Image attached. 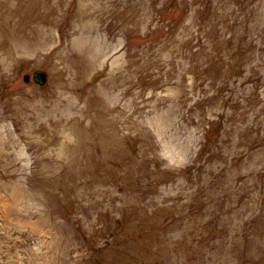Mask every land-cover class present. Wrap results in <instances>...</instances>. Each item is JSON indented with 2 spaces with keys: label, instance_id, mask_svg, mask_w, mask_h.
<instances>
[{
  "label": "rangeland",
  "instance_id": "374dc122",
  "mask_svg": "<svg viewBox=\"0 0 264 264\" xmlns=\"http://www.w3.org/2000/svg\"><path fill=\"white\" fill-rule=\"evenodd\" d=\"M0 44V264H264V0H0Z\"/></svg>",
  "mask_w": 264,
  "mask_h": 264
},
{
  "label": "water",
  "instance_id": "95a60500",
  "mask_svg": "<svg viewBox=\"0 0 264 264\" xmlns=\"http://www.w3.org/2000/svg\"><path fill=\"white\" fill-rule=\"evenodd\" d=\"M25 79H26V81H28L29 77H26ZM34 79H35V81H37L41 84H44L47 80V74L45 72L37 71L34 74Z\"/></svg>",
  "mask_w": 264,
  "mask_h": 264
},
{
  "label": "bare ground",
  "instance_id": "6f19581e",
  "mask_svg": "<svg viewBox=\"0 0 264 264\" xmlns=\"http://www.w3.org/2000/svg\"><path fill=\"white\" fill-rule=\"evenodd\" d=\"M4 51V54L6 55L8 52L4 49V46L0 44V54L1 52ZM1 62V61H0Z\"/></svg>",
  "mask_w": 264,
  "mask_h": 264
}]
</instances>
